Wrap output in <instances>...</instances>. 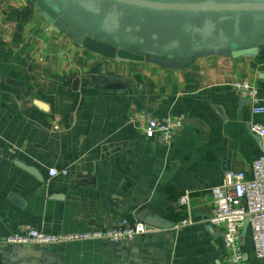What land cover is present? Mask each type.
Wrapping results in <instances>:
<instances>
[{
    "label": "crops",
    "instance_id": "0c3cea01",
    "mask_svg": "<svg viewBox=\"0 0 264 264\" xmlns=\"http://www.w3.org/2000/svg\"><path fill=\"white\" fill-rule=\"evenodd\" d=\"M242 81L264 106V46L235 58L110 57L54 31L35 0H0V264H229L221 228L208 222L209 189L230 172L248 176L260 153L249 124L264 125V112L252 114L233 88ZM167 115L196 123L168 143L147 138L146 120ZM143 209L162 226L129 241H3L23 225L84 233ZM239 233L246 264H264L247 222Z\"/></svg>",
    "mask_w": 264,
    "mask_h": 264
},
{
    "label": "water",
    "instance_id": "95a60500",
    "mask_svg": "<svg viewBox=\"0 0 264 264\" xmlns=\"http://www.w3.org/2000/svg\"><path fill=\"white\" fill-rule=\"evenodd\" d=\"M35 3L54 31L110 57L180 61L198 54L226 51L235 58L254 56L264 46V0H35ZM110 79L113 78L108 76L104 81ZM115 86L109 84L105 88ZM184 123L196 122L186 119ZM15 163L40 178L36 169ZM136 219L146 227L162 226L161 218L150 215L147 209L139 211Z\"/></svg>",
    "mask_w": 264,
    "mask_h": 264
},
{
    "label": "built area",
    "instance_id": "2783aa9c",
    "mask_svg": "<svg viewBox=\"0 0 264 264\" xmlns=\"http://www.w3.org/2000/svg\"><path fill=\"white\" fill-rule=\"evenodd\" d=\"M233 88L238 95L250 102L251 113L261 114L264 106L259 104L256 87L248 81L236 82ZM184 124V117L164 116L146 120L143 132L147 138L157 137L168 143ZM251 132L259 138L260 153L252 161L248 176L242 171L230 172L220 184L210 187L212 209L208 222L221 228V241L229 264H246L240 247V227L247 222L250 227L252 253L256 258L264 257V125L252 121ZM66 173V170L60 171ZM49 176L58 171L48 169ZM188 194L180 196L179 205H186ZM187 221H183L182 224ZM145 232V224L135 218L121 217L115 224L97 227L84 233H49L30 225H23L21 231L3 238L4 242L19 244L60 243L76 239L105 238L114 242L133 240Z\"/></svg>",
    "mask_w": 264,
    "mask_h": 264
}]
</instances>
